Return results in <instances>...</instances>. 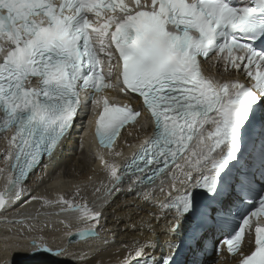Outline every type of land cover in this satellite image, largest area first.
I'll use <instances>...</instances> for the list:
<instances>
[{
    "label": "snow or ice",
    "instance_id": "1",
    "mask_svg": "<svg viewBox=\"0 0 264 264\" xmlns=\"http://www.w3.org/2000/svg\"><path fill=\"white\" fill-rule=\"evenodd\" d=\"M262 41L264 0H0V133L8 144L5 163L11 161L0 211L28 194L32 201L58 205L59 213H79V219L94 222L73 235H97L101 212L64 195L56 200L33 196L23 182L45 155L54 157L81 107L80 90L113 87L110 79L104 81L115 57L120 91L136 94L140 107L90 94L83 101L93 106L89 125L95 124L100 145L114 157L122 154L112 152L114 142L138 118L148 117L153 131L123 166L97 153L111 185L105 192L111 195L126 174L137 177L128 187L136 195L157 178L171 175L173 180L163 201L144 193L154 211L139 224H164L159 233L149 227L154 238L137 243L119 264H179L185 248L192 257L185 264H200L210 221L222 237L215 241L217 253L226 249L235 264H264V225L257 222L253 229L250 223V217L264 215V48L256 47ZM225 50L226 67H243L250 84L204 74L201 58ZM99 53L107 58L106 73ZM181 158L190 170L178 163ZM173 166L184 177L179 187ZM242 205L252 211L235 215L232 208ZM11 231L0 227V246L13 257L55 258L66 252L42 237L10 241L4 234ZM25 231H34V225L16 234ZM0 264H14V259Z\"/></svg>",
    "mask_w": 264,
    "mask_h": 264
},
{
    "label": "bare ground",
    "instance_id": "2",
    "mask_svg": "<svg viewBox=\"0 0 264 264\" xmlns=\"http://www.w3.org/2000/svg\"><path fill=\"white\" fill-rule=\"evenodd\" d=\"M151 128V124L143 120L131 129H123L112 149L113 153L120 151L122 154L120 157H114L108 155L109 149H99L93 144L91 128L86 122L74 126L66 134L54 157L51 160L49 158L43 160L23 184L25 188L31 190L33 196L56 200L59 195H64L78 203L87 202V206L92 210L103 206L102 216L95 228L97 235L67 240L69 234L89 228L94 222H86L79 218L71 220L77 216L75 213H59L58 205H44L42 200L32 201L28 194H25L6 211H0V227L12 229L11 232L4 234L6 238L10 241L19 239L27 242L33 236L42 237L50 247L66 249V252L55 258L27 255L13 257L8 247L0 246V262L14 259V264H40L41 261H46L47 264H119L137 243L154 238L153 232L148 230L149 227L154 225L159 233L164 221L157 224L152 220L149 224H139L142 217L147 221L149 211H154L153 205L146 203L143 195L151 192L154 200L163 201L172 183L165 186V182L162 181L150 188L145 187L140 195L129 193L118 184L116 188L120 191L117 192L116 188H113L112 194L108 195L105 186L111 185L97 157L98 152H103L106 159H115L120 165L144 137L148 136ZM5 146L6 141L1 137L0 170L3 167ZM175 172L179 187V180L183 175L178 170ZM6 182L4 177L0 176V192L4 191ZM77 185L80 187L79 195H76ZM97 188L100 189L99 192L96 191ZM161 188L164 189L163 192ZM21 220L25 222L24 225L14 223ZM134 222L138 225L135 229L130 227ZM29 224L34 225V231H25L22 236L16 234L17 229L26 228ZM159 239L163 241L164 236L160 235ZM155 254L158 256L160 249H157Z\"/></svg>",
    "mask_w": 264,
    "mask_h": 264
},
{
    "label": "water",
    "instance_id": "3",
    "mask_svg": "<svg viewBox=\"0 0 264 264\" xmlns=\"http://www.w3.org/2000/svg\"><path fill=\"white\" fill-rule=\"evenodd\" d=\"M71 237V238H70ZM69 237V239H75V238H77L78 236H76V235H73V236H70Z\"/></svg>",
    "mask_w": 264,
    "mask_h": 264
}]
</instances>
